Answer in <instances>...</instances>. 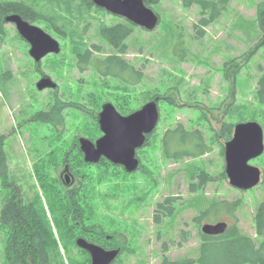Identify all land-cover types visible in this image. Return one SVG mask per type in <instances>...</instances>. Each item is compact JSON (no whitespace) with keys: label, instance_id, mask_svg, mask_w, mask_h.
<instances>
[{"label":"rangeland","instance_id":"obj_1","mask_svg":"<svg viewBox=\"0 0 264 264\" xmlns=\"http://www.w3.org/2000/svg\"><path fill=\"white\" fill-rule=\"evenodd\" d=\"M182 1L161 0L160 4L153 5L161 15L158 27L152 31L137 27L128 40V54L123 57L146 75L132 88L121 85L112 76L93 70L81 72L72 51V32L67 37H60L54 31L46 30L45 24L34 23L57 39L62 49L57 55H48L36 63L29 53L30 44L19 35L16 26L13 23L4 26L5 33L0 38V137H3L1 144L7 156L10 178L8 186L0 180V210L4 198L12 191V184H17L27 202L37 200V194L40 195L48 217L43 221L47 227L50 223L54 233L52 238L48 230L46 237L57 243L46 248L52 264L61 260L65 264L73 260L80 262L87 256L75 244L76 237L80 236V226L76 229L71 218L67 222H59L56 217L61 219L62 212L51 211L52 204L57 205L56 194L69 200L70 192H74L75 199L84 195L80 200L87 197L91 208H95L94 217L87 218L88 213H84L87 223L99 225L101 230L104 229L106 240L126 248L113 264H178L186 258L198 257L205 223H235L241 234L259 242L255 210L264 201V189L261 184L251 190H240L230 185L225 172V145L228 140L221 129L225 121L237 124L239 115L235 119L226 117L231 103L239 110L243 109L244 114L256 115L264 122V106L259 105L256 97L264 52L259 47L255 48L260 33L258 16L264 0H226L218 5L224 9L211 25L200 22L202 15L197 6L185 9ZM78 7L79 4L76 5ZM55 9L61 14L71 15L64 8ZM211 11L209 7L203 17L209 18ZM123 21L127 19L106 10L97 12L92 7L83 18L78 16L74 20L73 29L78 28L90 46L102 45V52L94 54L99 58L118 54L98 36L99 27ZM195 25L204 27L205 35L200 29L195 31ZM2 74L6 76L2 77ZM46 77L56 82L58 87L38 90L37 83ZM179 82V89H174ZM156 91L174 95L176 105L159 103L158 126L151 142L138 152L141 168L130 174L123 166L109 160L112 165L100 168L96 167L99 163L87 164L80 139L96 141L103 135L102 131L97 137L91 134L95 131L94 123L99 124L102 106L124 102L126 109L134 108L130 114L151 102ZM193 92L191 102L189 96ZM52 108L61 109L58 120L47 123L37 116L38 112ZM180 124L191 134L201 130L209 150L199 152L194 148V136L190 135L186 144L179 145L177 151L188 150L194 153L192 156L183 159L167 157L161 140L166 131ZM168 137H173L174 141V137L179 138V135L169 134ZM58 145L68 153V158L49 161ZM171 150L174 153V146ZM250 164L258 166L264 173V155ZM84 172H91L94 177L91 180L84 178ZM202 173H209L217 179L206 182L204 192L192 193V182H199L198 176ZM192 174L195 177L191 182ZM45 183L54 189L44 190ZM174 197L178 199L176 210L171 216H165L158 206L167 198ZM203 199L221 202L240 199L241 205L233 213L222 204L216 210L220 215L218 219L212 216L197 223L195 218L199 216L202 202L197 203ZM157 214L161 215L159 221L155 219ZM5 239L6 232L0 222V264H11L4 251ZM88 262L91 264V260Z\"/></svg>","mask_w":264,"mask_h":264},{"label":"trees","instance_id":"obj_2","mask_svg":"<svg viewBox=\"0 0 264 264\" xmlns=\"http://www.w3.org/2000/svg\"><path fill=\"white\" fill-rule=\"evenodd\" d=\"M225 1L226 0H183L182 5L185 9L197 6L202 15L200 22L203 25H211L214 19L221 16L224 8H219L218 5ZM145 2L148 6L153 8V5L160 4L161 0H145ZM77 4H79L78 8H76ZM92 7H95L97 12L104 11V9L95 6L92 0H0V38L5 33L4 26L7 23L6 17L11 14H19L24 20L29 21L32 24L43 23L45 24L46 30H52L60 37H67L69 36V32H72V51L77 57V67L81 72L93 70L98 74L112 76L114 79H117L121 85L123 84L126 87L132 88V86H136L144 80L146 75L142 70L136 69L133 64L129 63L123 55L125 56L128 54V40L133 36L137 26L128 20L119 22L113 26L101 25L98 29V36L110 45L111 48L117 50L120 55L113 53L105 55L104 57L95 58L94 54L96 52H102V45L93 44L90 46L85 41L84 34L80 33L78 28L73 29L74 20L78 16H82L83 18V15L85 16L86 13H89L90 8ZM209 7L212 9L211 16H209V18L203 17ZM55 8H64L70 12L71 15L67 16L66 14H61ZM156 13L160 16L161 21V15L157 11ZM258 24L260 33L255 48L259 47L260 49H263L264 52V7L259 11ZM194 28L195 31L196 29H200V32L204 34V27H198V25H195ZM259 70L261 75L258 78L256 97L259 105L264 106V66L260 65ZM1 76L5 77L6 75L2 74ZM179 84L180 82L174 86V89L176 87L179 89ZM193 95L194 92L189 96L191 102L193 100ZM156 99L159 103L163 102L170 106H174V104L176 105L174 95H166L164 92L156 91L150 100ZM122 103L114 104L120 113L126 115L134 110V108L126 109ZM60 110V108H52L48 111H40L37 116L42 117L47 123H52L53 120H58L60 118ZM83 114L85 115V112ZM236 115H239L236 123L255 120L262 123V126L264 127V122L259 120L256 115H252L253 117L248 116L243 113V109L239 110L235 104H229L226 110V117L235 119ZM94 124L95 131L91 134H94V136L97 137V135L99 136L101 134V130L97 122ZM234 125L235 123L228 121H225L222 124L221 133L227 136L228 141L231 139ZM169 134H178L179 138L174 137L173 141V137H168ZM190 135L194 136L192 139L194 148H197L199 152H206L209 150V147L205 146L206 143L204 142L201 130H195V132L191 134L180 124L174 129L165 132L161 140V147L164 154L167 157H173L174 159H178L179 157H182L181 159H183L185 156H192L194 153L188 150H185L184 152L177 151L179 145L186 144ZM91 137L95 138L93 136ZM151 138L152 134L148 135L147 143L151 142ZM2 139L3 137H0V180L5 186H8V179L10 176L8 174L7 156L4 153L1 144ZM60 146L61 145H58L52 151V159L49 161L56 162L68 158V153L66 154L63 150L64 148H61ZM173 146L174 153L171 152ZM222 151L224 152V148H222ZM50 163L51 162H49V166ZM82 164L86 166L84 161H82ZM107 164L112 165L108 160L103 159L98 165H96V167L100 168L102 165ZM82 174L84 178H90V180L94 177L91 172H84ZM224 174L225 172H222V176H224ZM192 177L195 176L193 174L191 175V182ZM198 177L200 178V181L192 182L190 187L192 193L197 191L204 192L205 185L208 182L217 179V177H213L209 173H202ZM224 177L226 178V176ZM81 179L83 178L81 177ZM261 187L264 189V177ZM43 188L48 192L49 190L54 189L49 183L43 184ZM85 188L86 187H84V190ZM37 195V200L27 202L25 197L21 195L17 184H12V191L4 198L0 210V222L6 232V239L4 241V251L5 254H7L6 259L11 264H39L41 262L52 264L51 258L48 255L49 251L47 249L44 251V249L47 248V245L50 247L53 243L56 246L57 243L54 239L53 241H55V243L51 242L50 239L46 237V234L42 233L41 225L36 223L38 219L43 220L48 218L46 211L42 206V198L39 194ZM56 195L58 198L57 205L52 204L51 211L52 213L57 210L62 212L63 216L61 219L56 217L59 222H61V220L67 222L71 218L76 229L80 226L81 232H79V234L81 237L99 244L106 249L120 248L121 255L126 251V248L121 246V244L106 240L104 229L101 230L99 225H91L92 223L89 225L84 219L85 212L88 213L86 217L91 218L94 217L95 210V208H91V203L88 201L87 197L84 200H80V198H84L83 195L80 196L79 199H75L74 192H70L68 196L69 200H67L62 199L58 194ZM177 200V197L167 198L164 204H159L158 208L160 209V212L165 214V216H171L176 210ZM200 202L202 203L199 208V216L195 218V222L197 223H200L207 218H211L212 216L218 219L220 215L216 210H219L222 204L226 205L233 213L241 205L240 199L233 202H221L216 199H203L198 201L197 204H200ZM233 213L230 214L233 216ZM160 218V214H157L155 217L157 221H159ZM56 219L55 221H57ZM48 225L47 233L49 230L52 238H54L50 223H48ZM255 228L259 242L255 241L249 235L241 234L238 225L235 223L232 224L228 231L223 235L210 236L201 232L203 242L200 245L198 257L186 258L178 264H264V201L261 202L255 210ZM44 236L46 238H44ZM43 239L46 240L43 241ZM81 250L85 252L87 256L80 262L73 260L70 264L89 263L88 261L91 260L89 253L83 249ZM117 261H115V263ZM58 264L65 263L61 260Z\"/></svg>","mask_w":264,"mask_h":264},{"label":"water","instance_id":"obj_3","mask_svg":"<svg viewBox=\"0 0 264 264\" xmlns=\"http://www.w3.org/2000/svg\"><path fill=\"white\" fill-rule=\"evenodd\" d=\"M92 2L95 6L124 17L148 31L156 29L160 22L159 15L147 6L145 0H92ZM6 22L14 23L20 36L30 44L29 53L35 62L39 63L49 54L61 52V44L57 39L44 29L24 20L19 14L7 16ZM37 87L44 90L56 88L57 84L46 77L38 82ZM159 119L157 99L128 115H122L112 103L104 104L98 115L103 135L96 141L80 139L85 161L97 164L106 158L116 165L123 166L128 173L137 171L140 167L137 150L145 145L147 136L155 131ZM263 153V126L257 121L237 123L233 138L225 145V172L230 185L240 190H250L258 186L264 173L250 162ZM229 226L227 221L205 223L202 232L210 236L223 235ZM77 245L88 251L91 264H113L121 253L120 248L106 249L82 237L77 240Z\"/></svg>","mask_w":264,"mask_h":264},{"label":"flooded vegetation","instance_id":"obj_4","mask_svg":"<svg viewBox=\"0 0 264 264\" xmlns=\"http://www.w3.org/2000/svg\"><path fill=\"white\" fill-rule=\"evenodd\" d=\"M140 150H142V148L141 149H139L138 150V152L140 151ZM139 155V154H138ZM140 167H141V163H140ZM36 223L37 224H39V225H41V230H42V233H45V234H47V225L45 224V222L42 220L41 222L40 221H36ZM44 228V229H43ZM81 236H77L76 237V239H75V244L77 245V240L80 238ZM82 238H84V237H82ZM86 239V238H85ZM78 246V245H77ZM79 248V247H78ZM44 251H46V248L44 249ZM42 263H44V262H41V263H39V264H42ZM165 264H169V263H165Z\"/></svg>","mask_w":264,"mask_h":264}]
</instances>
